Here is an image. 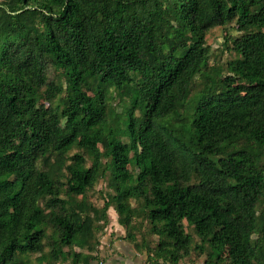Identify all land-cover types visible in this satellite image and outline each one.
Here are the masks:
<instances>
[{
    "label": "trees",
    "instance_id": "trees-1",
    "mask_svg": "<svg viewBox=\"0 0 264 264\" xmlns=\"http://www.w3.org/2000/svg\"><path fill=\"white\" fill-rule=\"evenodd\" d=\"M109 208L143 264H264V0H0V264L97 262Z\"/></svg>",
    "mask_w": 264,
    "mask_h": 264
},
{
    "label": "rangeland",
    "instance_id": "rangeland-1",
    "mask_svg": "<svg viewBox=\"0 0 264 264\" xmlns=\"http://www.w3.org/2000/svg\"><path fill=\"white\" fill-rule=\"evenodd\" d=\"M234 33V32H233ZM223 31L220 29H214L210 31L207 35V43L211 47L212 50L220 49L221 44L223 42L222 40ZM225 51V50H223ZM219 54V51H217ZM220 55V54H219ZM222 62L226 61L230 58V55L225 51L224 54L220 56ZM105 183L101 179L98 181V184L95 187V195H91L89 197L90 201L93 202V204L100 208L103 204V200L99 198L98 191L101 189L104 190ZM108 216V224L105 228V231L98 235L99 238V247L97 249V262L93 261L92 264H104L107 260H114L115 256H123L127 258L128 260L132 261L134 264H137L138 262H144L146 259V255L139 254L133 248L126 242L123 241L122 236H124V230L123 228L117 223V214L113 210V208H109L107 211ZM151 239V237H150ZM115 241H118L119 247L115 245ZM127 244L130 246L131 249L124 248V245ZM123 246V247H121ZM137 260L135 262L134 260ZM190 264H202L203 257L196 258L195 256L192 257ZM34 264V263H33Z\"/></svg>",
    "mask_w": 264,
    "mask_h": 264
},
{
    "label": "crops",
    "instance_id": "crops-1",
    "mask_svg": "<svg viewBox=\"0 0 264 264\" xmlns=\"http://www.w3.org/2000/svg\"><path fill=\"white\" fill-rule=\"evenodd\" d=\"M118 241H115V245H117L119 247V242L117 243ZM124 245V248H128V249H131L130 246H128L127 244H122ZM123 247V246H121ZM114 260H107L104 264H134L132 261L128 260L127 258L123 257V256H115V258H113ZM135 262H137V260L135 259L134 260ZM137 264H143L142 262H138Z\"/></svg>",
    "mask_w": 264,
    "mask_h": 264
}]
</instances>
